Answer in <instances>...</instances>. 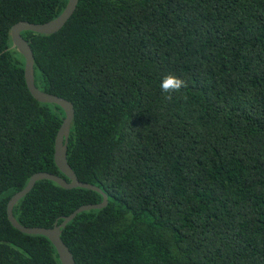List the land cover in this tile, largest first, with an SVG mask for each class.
Instances as JSON below:
<instances>
[{
    "label": "trees",
    "instance_id": "1",
    "mask_svg": "<svg viewBox=\"0 0 264 264\" xmlns=\"http://www.w3.org/2000/svg\"><path fill=\"white\" fill-rule=\"evenodd\" d=\"M69 0H0V264H61L10 199L55 162L65 118L37 101L11 29ZM41 91L73 103L67 159L109 204L63 230L76 264H264V0H79L24 31ZM168 74L186 83L171 100ZM103 195L43 180L14 208L53 228Z\"/></svg>",
    "mask_w": 264,
    "mask_h": 264
},
{
    "label": "water",
    "instance_id": "2",
    "mask_svg": "<svg viewBox=\"0 0 264 264\" xmlns=\"http://www.w3.org/2000/svg\"><path fill=\"white\" fill-rule=\"evenodd\" d=\"M79 0H69L65 10L57 18L43 24H35L27 21H22L15 24L11 29L12 49L17 50L25 58V81L31 95L39 102L45 104H55L61 107L65 112V118L63 124L59 130L56 138L55 148V162L61 173L67 178H63L59 175L40 172L34 174L27 186L16 193L8 202L7 216L10 224L23 234L27 235H41L48 238L55 246L61 264H76L75 258L68 248V246L62 240L63 230L67 225L72 222L82 212L91 210H99L108 206V196L97 186L81 182L72 167L68 163V143L71 133V125L75 117V109L72 102L67 99L52 95L41 91L37 88L35 83V57L29 41H27L22 33L24 31H31L41 35H53L61 31L67 22L74 15ZM43 180H49L57 183L64 189L83 188L92 190L103 195V202L101 204L84 205L74 211L70 216L64 217L62 223H56L53 228L42 227H26L18 222L14 216V208L25 196H27L35 187L36 183Z\"/></svg>",
    "mask_w": 264,
    "mask_h": 264
},
{
    "label": "clouds",
    "instance_id": "3",
    "mask_svg": "<svg viewBox=\"0 0 264 264\" xmlns=\"http://www.w3.org/2000/svg\"><path fill=\"white\" fill-rule=\"evenodd\" d=\"M184 87H186L185 81L173 74H168L163 77L160 84L161 91L167 94L166 98L169 100L173 98V93H179Z\"/></svg>",
    "mask_w": 264,
    "mask_h": 264
}]
</instances>
